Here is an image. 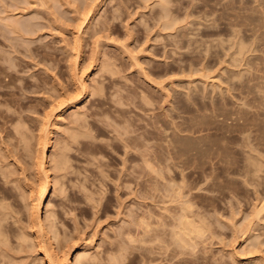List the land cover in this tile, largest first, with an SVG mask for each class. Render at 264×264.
I'll return each instance as SVG.
<instances>
[{
    "label": "rangeland",
    "instance_id": "rangeland-1",
    "mask_svg": "<svg viewBox=\"0 0 264 264\" xmlns=\"http://www.w3.org/2000/svg\"><path fill=\"white\" fill-rule=\"evenodd\" d=\"M0 19V264H47L35 241L46 242V210L53 251L70 264L80 250L106 264L118 243L128 247L115 264H167L186 247L181 236L182 253L168 245L183 205L188 223L205 221L192 228L204 244L189 241L197 260L188 245L174 264H264V0H0ZM79 79L86 100L59 129L58 104L79 95ZM154 227L161 242L146 245Z\"/></svg>",
    "mask_w": 264,
    "mask_h": 264
},
{
    "label": "bare ground",
    "instance_id": "bare-ground-1",
    "mask_svg": "<svg viewBox=\"0 0 264 264\" xmlns=\"http://www.w3.org/2000/svg\"><path fill=\"white\" fill-rule=\"evenodd\" d=\"M164 2H165V1H164ZM91 6H92V5H91ZM91 8H92V7L89 8V12H90V14H86V15L92 16V15H91V12L93 11V8H92V9H91ZM96 8H97V7H96ZM93 12H94V11H93ZM6 17H7V16H6ZM85 18H86V17H85ZM4 19H5V18H4ZM0 20H1V19H0ZM10 20H11V19H10ZM88 20H89V19H88ZM12 22H14V21H12ZM171 22H172V21H171ZM0 23H1V22H0ZM5 23H6V22H5ZM167 23L169 24V22H167ZM165 24H166V23H165ZM173 24H175V22H174ZM6 25H7V24H6ZM21 25H22L21 28L23 29L25 26H24L23 24H21ZM170 25H171V23H170ZM9 26H10V25H9ZM170 27H171V26H170ZM13 28H16V27H12L11 31L13 30ZM18 28H19V27H18ZM26 28H27V27H26ZM14 30H16V29H14ZM14 30H13V31H14ZM23 30L26 31V32H28V29H23ZM17 37H18V36H17ZM26 37H27V36H26ZM103 66H104V65H103ZM111 66H112V65H111ZM105 68L107 69V68H108V65H107ZM110 69H111V68H110ZM74 75H75V73H74ZM81 78H82V77H81ZM79 80H80V79H79ZM76 81H77V80H76ZM78 82H79V81H78ZM76 89H78V88H76ZM79 89H80V93H79V95H78L77 97L74 95L75 97H72V98L70 97L71 99L69 98L68 102H63V103L61 102L60 104H58V105H59V108H58V106H57V108H58V112H59V113H58V115H54V116H56V118H54V123L52 122V123H53L52 125L55 126V125H57V123H58L57 121L60 122V120H61L60 118L62 117V116H61V112H62L67 106H69V109L71 108L70 111H72L73 114H74V110H75V109L77 110V108H80L79 105L82 104V103L86 100V97H87V94H88V86H87V83H86V81H85L84 79H81V80H80V82H79ZM98 90H99V89H98ZM100 91H101V90H100ZM100 91H98V92H100ZM76 112H78V111H76ZM76 112H75V114H76ZM79 112H80V111H79ZM73 114H72V115H73ZM80 114H83V113H80ZM80 114L78 113V115L76 114V116H75V115H73V116L71 115L72 117L75 116V117H74V119H75L74 121H75V122L77 121V120H76V117H77L78 121L82 119V118H80V117H81ZM79 115H80V116H79ZM54 116H53V117H54ZM60 116H61V117H60ZM78 117H79L80 119H79ZM47 119H48V117H47ZM59 119H60V120H59ZM61 121H63V119H62ZM78 121H77V122H78ZM63 122H64V121H63ZM63 122H62V123H63ZM146 125H147V124H146ZM54 126H53V127H54ZM57 126H58V125H57ZM58 127H59V126H58ZM60 127H61V125H60ZM60 127H59V129H60ZM56 129H57V128H56ZM57 130H58V129H57ZM156 133H160V132L158 131V132H156ZM48 134H50V133L48 132ZM150 134H151V133H150ZM153 134H154V133H152V136H153ZM161 134H162V132H161ZM161 134H160V136H162ZM73 135H74V134H73ZM163 135H165V134L163 133ZM77 136H78V135H77ZM154 136H155V134H154ZM156 136H158V134H156ZM156 136H155V138H156ZM261 136H262V135H261ZM150 137H151V136H150ZM263 137H264V136H263ZM141 138H142V137H141ZM148 138H149V137L147 136V139H148ZM158 138H159V137H158ZM73 139H75V140L77 141V138H73ZM136 139H137V138H136ZM143 139H144V138H143ZM147 139L145 138V139L142 141V142H144V143H146V142H150V143H146V145H142V147L144 146V147H143L144 152H147V151H148L146 146H150V145H152L153 142H154V139H152L153 142H151L152 140H150V138L148 139V141H147ZM163 139H164V138H163ZM133 140L135 141V138H134ZM138 140H139V139H138ZM140 140H141V139H140ZM156 140H157V139H156ZM130 141H131V140H130ZM136 141H137V140H136ZM162 141H164V140H162ZM128 142H129V141H128ZM158 142H161V140L159 139V140L156 142V144H159V145H160V143H158ZM149 144H150V145H149ZM161 144H162V143H161ZM127 145H128V144H127ZM153 145H154V144H153ZM153 145H152V146H153ZM159 145H156V147H157V146L159 147ZM128 146H131V145H128ZM128 146H127V147H128ZM162 146H163V144L161 145V148H162ZM142 147H141V148H142ZM133 148H135V147H133ZM161 148H158V149H161ZM138 149H139V148H138ZM145 149H146L147 151H145ZM148 149H149V147H148ZM150 149H153V147L151 148V146H150ZM136 150H137V147H136ZM136 150H135V151H136ZM128 152H129V151H128ZM159 153H162V152H159ZM52 154H53V153H52ZM126 154H127V151L125 152V155H126ZM134 154H135V153H134ZM140 154H141V153H140ZM140 154H139V155H136V158H137V156H141V157L143 156V157H144L143 152H142L143 155H140ZM145 155H146V157H147V158H145V159H146V160L149 159V156H150V155L147 156V153H146ZM157 155L159 156L158 158H160V155H161V154H160V155L157 154ZM165 155H166V154H165ZM131 156H132V155H131ZM153 156H154V155H153ZM153 156H152V157H153ZM162 156H163V154H162ZM51 157H52V155H51ZM143 157H142V158H143ZM152 157L150 156V159H151ZM154 157H155V156H154ZM154 157H153V159H154ZM59 158H61V157H59ZM138 158H139V157H138ZM125 159H127V158H125ZM128 159H129V158H128ZM145 159H144V160H145ZM62 160H64V159L62 158ZM131 160H132V158H131ZM131 160H130V161H131ZM141 160H143V159H141ZM155 160H156V159H154V161H155ZM59 161L61 162V160H58V162H59ZM123 161L126 162L125 160H123ZM123 161H122V162H123ZM154 161H152V160L149 161V160H148L147 162H148V163L150 162L149 164H148L146 161H145V162H146V164H148V166H149V165H151V166H155L154 163H153ZM62 162H65V161H62ZM62 162H61V163H62ZM128 162H129V161H128ZM131 162H134V161H131ZM142 162H143V164L145 163L144 161H142ZM151 162H152L153 164H151ZM156 162H158V163L156 164ZM164 162H165V160H164ZM39 163H40V164H39V167H40V168L43 167V166H45L46 163H47V161H46L45 156H44L43 153H41V157H40V162H39ZM126 163H127V162H126ZM162 163H163L162 161H158V160L155 161V164L157 165V166H155V168L157 169V171H156V169L154 168V169H155L154 171H156V173L158 172V175H159V176H158L157 174H156V175H157L158 179H160V180H163V179H161V178L164 177V175L162 174V172L165 171V170L163 169L164 165H162ZM165 163H167V158H166V162H165ZM57 164H60V163H56V164H55L56 167H57ZM62 164H63V163H62ZM135 164H136V163H135ZM137 164H138V163H137ZM140 164H141V163H140ZM140 164H139V165H140ZM124 165L126 166L125 163H124ZM161 165H162L163 167H162ZM165 165H166V164H165ZM130 166H131V163H130ZM130 166H128V169H129ZM141 166H144V165H141ZM53 167H54V165H53ZM53 167L51 166L52 169H54ZM131 167H132V166H131ZM131 167H130V168H131ZM149 167H150V166H149ZM161 167H162V168H161ZM166 167H167V166H166ZM142 168H143V167H142ZM128 169H127V171L132 170L133 167H132V169H129V170H128ZM161 170H163V171L161 172ZM44 171H45V170H44ZM49 171H50V170H46V171L44 172V173H45V174H44V176H45V179H44V185H43L42 188H41V196H42V198H41L40 201L38 202V208L41 207V206H44V205H45V200H44V198L49 194V191H50V190H49V186H48V185H49V173H50ZM136 171H137V170H135V171L132 170V172H134V173H135ZM132 172H131V174H128V172H127L126 174H128L130 177H129V176H128L129 178H128L127 176H126V177H127L129 180H130V179H133V182H134V181H136V178H135V177H136V174H135V177H134V176L132 175ZM145 172H146V171H145ZM151 172H152V171H151ZM138 173H139V172H138ZM141 173H142V172H141ZM126 174H125V175H126ZM152 174H155V173L152 172ZM138 175H139V174H137V176H138ZM141 175H142V174L139 175L140 177H138L137 180L139 181V180H141V178H142L141 181L144 180V181L146 182V179H143V178H145L144 174L142 175V177H141ZM146 175H147V174H146ZM162 175H163V177H162ZM132 176H133V177H132ZM152 177H153V176H152ZM160 177H161V178H160ZM139 178H140V179H139ZM155 178H156V176L154 175V179H155ZM147 179H148V180H147L148 182L151 180V179L149 180L148 176H147ZM126 180H127V179H126ZM126 180H125V181H126ZM152 180H153V178H152ZM125 181H124V183H125ZM127 181H128V180H127ZM127 181H126V182H127ZM131 181H132V180H131ZM131 181H130V182H131ZM141 181H140L139 185H141V183L144 182V181H143V182H141ZM154 181H157V178H156ZM164 181H165V180H164ZM150 182H151V181H150ZM162 182H163V181H162ZM162 182H161V183H162ZM127 183H128V182H127ZM158 183H159V181H158ZM154 184H155V183H154ZM137 185H138V183H137ZM145 185H147V184H144L143 186L147 188V186H145ZM151 185H152V184H151ZM151 185H150V186H151ZM158 185H159V184H158ZM158 185H157V186L154 185V186L156 187V188L154 187L155 190H154L153 188H151V189L148 188V189L150 190V194H151V191H153V192L155 191V194L152 192V193L154 194V195H152V196H155V195L157 194V192H161L160 189H162L163 187H161V186H160L161 184H160V185H159L160 188H159ZM163 186H164V185H163ZM167 186H168V185H167ZM169 186H171V184H170ZM172 186H173V185H172ZM175 186H176V185H175ZM139 187H140V186H139ZM157 187L159 188V191H158V188H157ZM176 187L178 188V186H176ZM176 187H175V188H176ZM141 188H142V185H141ZM141 188H138V190H140ZM146 188H144V189L146 190ZM171 188H172V187H171ZM175 188H173V189H175ZM177 188H176V189H177ZM135 189H136V188H135ZM144 189H141V190L139 191V193L141 194V195L139 194L140 197H142V195H145V194H147V192H149V191H145ZM156 190H157V192H156ZM131 191L133 192V190H131ZM131 191H130V192H131ZM163 191H165V188H163L162 192H163ZM172 191H173V190H172ZM175 191H176V190H175ZM178 191H179V189H178ZM132 192L129 193V195L132 194ZM180 192H181V191H179V193H180ZM169 193H170V191H169ZM173 193H174V192H173ZM148 194H149V193H148ZM148 194L145 195V196H148ZM159 194H160V193H159ZM176 194H177V193H176ZM183 194H184V193H183ZM133 195H134V194H133ZM165 195H166V194H165ZM178 195H179V194H178ZM152 196H151V197H152ZM157 196H158V195H157ZM172 196H173V194H172ZM174 196H175V195H174ZM174 196L171 197L170 199L175 200L176 197L174 198ZM183 196H184V195H183ZM189 196H190V195H189ZM178 197H179V196H178ZM143 198H144V197H143ZM152 198H153V197H152ZM162 198H163V197H162ZM165 199H166V198H165ZM167 199H168V198H167ZM179 199H180V198H179ZM181 200H182V199H181ZM184 200H185V198H184ZM150 201H152V200H150ZM153 201H154V200H153ZM186 201H188V200H186ZM155 202H156V201H155ZM169 202H170V201H169ZM169 202H168V205H169ZM171 202H173V201H171ZM178 202H179V200H178ZM192 202H194V201H192ZM152 203H153V202H152ZM160 203H161V202H160ZM174 203H175V202H174ZM179 203H180V202H179ZM179 203H178V204H179ZM181 203H182V202H181ZM181 203H180V204H181ZM186 203H188V202H186ZM165 204H166V202H165ZM170 204H172V203H170ZM176 204H177V203H176ZM178 204H177V205H178ZM182 204H183V203H182ZM188 204H189V203H188ZM188 204H187V205H188ZM155 205H156V204H155ZM161 205H162V204H161ZM191 205H192V203L190 204V206H191ZM171 206H172V205H171ZM183 206H184V208H183L182 205H181V207L183 208V209H182L183 211L181 212V210H180V212L185 214V212H186L187 210H185V205H183ZM190 206H189V207H190ZM169 207H170V206H169ZM141 208H142V207H141ZM147 208H148V207H147ZM156 208H158V207L156 206ZM166 208H167V207H166ZM179 208H180V207H179ZM186 208H187V206H186ZM191 208H192V206H191ZM191 208H190V209H191ZM194 208H195V207H194ZM49 209H50V208H49ZM190 209H188V211H189ZM262 209H263V208H262ZM164 210H166V209H165V206H164ZM191 210H192V209H191ZM50 211H51V210H50ZM50 211H49V210H46V212H47V213H46V214H47V215H46V216H47V217H46L47 221H46L45 224L43 223L44 225H43V224H40V222H39V217L36 218V221H37L36 223L38 224V231H39V233H40L41 235H44V237L46 236V238H45V239H46V242H45V243H42V242L39 240V238H38L39 235H36V234H35L36 236L34 235V236H35V239H36L35 241H37V243H38V247H39L38 249H40V250L43 252V255H44L43 257H44V260H46L47 264H70V263H71V262H70L71 259H69V256H70V255H68L69 252H68V253L65 252V254H64L63 256L59 257V256L56 254V252L53 251V250H54L53 247H52V244H53V243H51L50 240H54V241H55V240H58V239H55V238H57V236H55V234L52 233V232H54V230H52V229H53V228H52V227H53V224H52L53 221H52L51 225H50V222H51V217H52L53 213L51 214ZM159 211H160V210H159ZM184 211H185V212H184ZM199 211H200V210H199ZM261 211H262V210H261ZM175 213H176V212H175ZM181 213H180V214H181ZM170 214H171V213H170ZM184 214L181 215V216H180V215L178 216V221H177V219H176L177 217L175 218V219H176L175 222L177 221V223H176L177 225L175 224V222L173 223V225H174L175 227L178 226V223H180V224H182V225L178 226L179 229H178V227H177L176 229H175V227H174V229H175L174 232H175L176 230H178V231H177V232H179L178 235H176L177 232H175V235H174V232L172 231L173 229H171L172 232H171L169 235H171V234H173V235H171V237H170V238H171V240H170V243H171V244H168V245H172V244L174 245V243L177 242V241H175V239H174L176 236H178V237H176V239H178L179 236H181L183 239H185V238L187 239V236L190 235V234L192 235L193 231H195V230H192V228H193V229L198 228L196 224H200V222L202 221V219H201V221L199 220L200 222L196 223V221L194 222V220H193L192 222L189 221V223H188V220H189V219L191 220V217H192V219H193V215H192L191 217L185 219L187 216L184 215ZM187 214H188V212H187ZM193 214H194V216H196L195 212H193ZM146 215H147V214H146ZM167 215H169L168 212H167ZM189 215H191V214H189ZM198 215H199V214H197V217H198ZM53 217H54V216H53ZM53 217H52V219H53ZM168 217H169V216H168ZM179 217H181L182 219H180ZM150 218H151V217H150ZM158 218L160 219V217H158ZM171 218H172V217H171ZM201 218H202V217H201ZM143 219H145V218H143ZM153 219H154V218H153ZM183 219H184L185 221H183ZM194 219H196V217H194ZM199 219H200V218H199ZM181 220H182L184 223L186 222V225H187V223H188V224L191 223V224L193 225V226H192V225H188V227L190 228V230L187 229V226H185V224H184L183 222H180ZM186 220H187V221H186ZM196 220H197V219H196ZM143 221H144V220H143ZM42 222H43V221H42ZM142 223H143V222H141L140 224H142ZM144 223H145V221H144ZM144 223H143L141 226H144V227H145V226L148 224V225L146 226V228H149V223H147L146 225H145ZM159 223H160V224H159ZM159 223H157L158 226H160V225L163 224V223H161V222H159ZM193 223H194V224H193ZM204 223H205V221H204ZM204 223L201 222L200 226H202ZM151 224H152V223H151ZM157 225L155 226L156 229L158 228ZM183 225H184V227H185L186 229H185V228L183 229ZM194 225H196V226L194 227ZM51 226H52V227H51ZM133 226H134V225H133ZM163 226H165V224L162 225L161 227L163 228ZM190 226H191V227H190ZM136 227H137V226H136ZM139 227H140V226H139ZM152 227H153V226H152ZM155 227H154V234H150L152 237H153L154 235H155V236H158V234L156 233L157 230H155ZM180 227H182L181 230H180ZM203 227H204V225H203ZM205 227H206V225H205ZM205 227H204V228H205ZM168 228H169V227H168ZM170 228H172V227H170ZM199 228H200V227H199ZM149 229H150L151 231H153L151 228H149ZM150 230L147 229V230H145V232L148 233V232H150ZM179 230H180V231H179ZM186 230H187V232H186ZM205 230H209V229H205ZM141 231H142V230H141ZM147 231H148V232H147ZM188 231H189V232H188ZM191 231H192V232H191ZM0 232L3 233L2 230H1ZM50 232H51V233H50ZM160 232L162 233V231H160ZM180 232H182V233L180 234ZM49 233H50V234H54L53 236H54L55 238H54L53 236H52L53 239H51L52 237H47V235H48ZM120 233L122 234V232H120ZM146 233H145V234H146ZM151 233H153V232H151ZM155 233H156L157 235H156ZM158 233H159V229H158ZM189 233H190V234H189ZM195 233H196V231H195ZM37 234H38V233H37ZM143 234H144V232H143ZM179 234H180V235H179ZM182 234L185 235V237H184ZM186 234H188V235L186 236ZM193 234H194V233H193ZM198 234H199L198 236H203V235L205 234V232H203L202 235H201V233H198ZM119 235H120V234H119ZM126 235H127V233H126ZM150 235H147V236L145 237V240H147V241L145 242L146 245H147L148 241H149V242L151 241L150 243H148V244L151 245V243H153L152 241H154V243H155V241L158 240V238L155 237V236H154V239L156 238L157 240H156V239H155V240H152V237L149 238ZM159 235H160V233H159ZM191 235H190V236H191ZM196 235H197V233H196L195 235H192V238H194L193 241L191 240L192 238H191L190 236H188L189 239L186 240V241H187L189 244H188V243H185V242H186L185 240H184V241H181V237H180V239L178 240V242H179V241L181 242V243H180L181 245H180V244L177 245L176 243H175V244H176L177 246H179L180 248L186 246L185 249L187 248L188 245H189V246L191 245L190 242H195V245H197L201 240H203V237H202V239H201L200 237H198V236H196ZM2 236H3V234L1 235V237H2ZM34 236H33V237H34ZM122 236H123V234H122ZM130 236H131V235H130ZM139 236H140V235H139ZM174 236H175V237H174ZM195 236H196V237H195ZM1 237H0V240L2 241L3 239H1ZM126 237H127V236H126ZM158 237H159V236H158ZM162 237H164V236H163V233H162V235H161L160 238H162ZM172 237H174V238H172ZM204 237H205V235H204ZM41 238H42V237H41ZM41 238H40V239H41ZM121 238H122V237H121ZM133 238H134V237H133ZM146 238H149L150 240H148V239H146ZM160 238H159V239H160ZM190 238H191V239H190ZM195 238H198V239L200 238V240L197 239V240L199 241L198 243H197L196 241H194ZM130 239H131V238H130ZM137 239H138V238H137ZM137 239H136V240H137ZM140 239H141V240H144V237H142V234H141V238H139V240H140ZM172 239H173L174 241H173ZM145 240H144V241H145ZM171 241H172V242H171ZM189 241H190V242H189ZM205 241H206V240H205ZM56 242H57V241H55L54 243L57 244L58 242H57V243H56ZM132 242H133V239H132ZM134 242H135V241H134ZM157 242H161V241L158 240ZM178 242H177V243H178ZM182 242H184V243H182ZM1 243L4 244V242H1ZM1 243H0V245H2ZM35 243H36V242H35ZM141 243H142V241H141ZM162 243H163V241H162ZM168 243H169V242H168ZM200 243H201V242H200ZM200 243H199L198 245H200ZM121 244H122V243H121ZM124 244H125V243H124ZM127 244H128V243H127ZM164 244H165V242H164ZM182 244H183V246H182ZM186 244H187V245H186ZM201 244H204L203 241H202ZM53 245H54V244H53ZM59 245H60V244H59ZM59 245H56V246H58V249H59ZM161 245H162V244H161ZM168 245H165L166 248H169ZM176 245H174V248H175ZM198 245H197V246H198ZM118 246H119V247H122V250H123V251L121 250V248H118ZM177 246H176V247H177ZM189 246H188V247H189ZM191 246L194 247L193 243H192ZM191 246H190L189 249L187 248V250H186L188 254L191 253L190 255L194 254L193 252L196 250V247H197V246H195V247H194L195 249H193V248H191ZM0 247H2V246H0ZM61 247H62V246H60V248H61ZM123 247H124V249H125V245H124V246H120L119 243L117 244V247H116V248H118L119 250H121V251H119V254L124 252V253L122 254V255H124V254H125V251H126V253H127V247H128V246L126 245V249H125V250L123 249ZM171 247H173V246H170V248H171ZM179 247H178V248H175V249H177V251H178ZM81 248H83V246H82ZM141 248H142V247H141ZM145 248H146V247H145ZM148 248H151V247L149 246ZM148 248H147V251H146V252H148ZM166 248L164 247V250H165ZM151 249H152V248H151ZM171 249H172V248H171ZM175 249H174V252L176 251ZM182 249H183V254L185 255V252H186V251L184 252L185 249H184V248H182ZM190 249H192V250H191L192 252H189ZM59 250L61 251V249H59ZM59 250H58V251H59ZM67 250H69V249H67ZM79 250H80V249H79ZM79 250H78V251H79ZM149 250H150V249H149ZM161 250H162V249H161ZM169 250H170V249H169ZM169 250H168V251H169ZM180 250H181V249H179L178 252H180ZM193 250H194V251H193ZM204 250H205V248H204ZM63 251H65V250H63ZM63 251H62V252H63ZM75 251H76V250H75ZM111 251H112V252L115 251L116 253L118 252L117 249H115V250H114V249H113V250L111 249V250H110V253H111ZM142 251L144 252L145 250H142ZM153 251H154V250H153ZM153 251H152V250L150 251V255H149V256H151V253H152ZM168 251H167V253H168V254H171V255H170V257H171V256L174 254V252L172 253L171 250H170L169 252H168ZM172 251H173V250H172ZM177 251H176V253H177ZM83 252H84L83 250H80V251L78 252L76 258H75V256H74V263H75V262H76V264L84 263V262L82 261L83 259H85L84 261H86L87 263L89 262V261L86 260V258H88L87 256H89V255L87 254L86 258H84V256H85L86 254L83 253ZM115 252H114V253H111V254L108 253V255L110 254L111 256H110L109 259L107 258L108 256L106 257V258L108 259V260L106 259V260H107V261H106V262H107L106 264H109V263L111 262V260H113L112 258H113V257H116V256H117V258H119V260H120V258L122 259V257H121L122 255H121V254L119 255L118 253L116 254ZM146 252H144V253H146ZM195 252H196V251H195ZM75 253H76V252H75ZM141 253H142V252H141ZM148 253H149V252H148ZM165 253H166V252H165ZM180 253H182V252H180ZM187 253H186L185 256L188 257L189 255H188ZM196 253H197V252H196ZM196 253H195V254H196ZM59 254H60V253H59ZM152 254H153V253H152ZM183 254H181L180 257H184V258H185V256H184ZM83 255H84V256H83ZM106 255H107V254H106ZM126 255H127V254H126ZM144 255H145V254H144ZM165 255H166V254H165ZM165 255H164V256H165ZM177 255H178V254H176V256L174 255V256H175V259H176ZM119 256H120V257H119ZM164 256H163V257H164ZM166 256H167V255H166ZM168 256H169V255H168ZM168 256L166 257V259L169 258ZM174 256H172V257H174ZM198 256H199V255H198ZM203 256H204V255H203ZM232 256H233V255H232ZM92 257H93V256H92ZM92 257H91V255H90L89 260L92 259ZM180 257H177V258L182 259V258H180ZM190 257H193V255L190 256ZM200 257H201V256H199V258H200ZM188 258H189V257H188ZM193 258H194V262H195V260H197V259H196L197 257L195 258V255H194ZM193 258H191V261H192ZM231 258H232V257H231ZM95 259H96V258L94 257L93 262H94ZM124 259H125V257H124ZM166 259L164 258V260H166ZM171 259H172V258H169L170 261H167V260H166V261H167V264H168L169 262L171 263ZM173 259H174V258H173ZM173 259H172V263H173ZM175 259H174V260H175ZM179 259H178V261H179ZM202 259H203V257H202ZM204 259H205V257H204ZM204 259H203V261H204ZM234 259H235V257H234ZM234 259H233V260H234ZM236 259H237V258H236ZM75 260H76V261H75ZM97 260H98V259H97ZM117 260H118V259H117ZM119 260H118V261H119ZM164 260H163V261H164ZM183 260L186 261L187 258H186V259H183ZM200 260H201V258H200ZM207 260H208V259H207ZM81 261H82V262H81ZM108 261H109V263H108ZM114 261L116 262V264H118V261H116V259H114ZM178 261H177V263H178ZM191 261H190V262H191ZM201 261H202V260H201ZM164 262H165V261H164ZM174 262H175V261H174ZM181 262H182V260H181ZM192 262H193V261H192ZM194 262H193V263H194ZM197 262H200V261H197ZM197 262H196V264H198ZM90 263L92 264V261H91ZM123 263H124V262H122L121 264H123ZM185 263H188V262L186 261ZM88 264H89V263H88ZM111 264H115V263H113V261H112ZM164 264H165V263H164ZM173 264H174V263H173ZM175 264H176V263H175ZM183 264H184V262H183ZM190 264H191V263H190ZM201 264H202V263H201ZM207 264H208V263H207Z\"/></svg>",
    "mask_w": 264,
    "mask_h": 264
}]
</instances>
